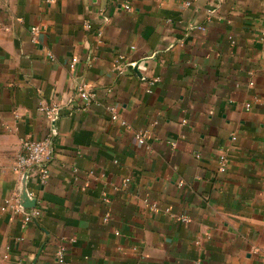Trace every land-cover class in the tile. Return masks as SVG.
<instances>
[{
  "label": "crops",
  "instance_id": "crops-1",
  "mask_svg": "<svg viewBox=\"0 0 264 264\" xmlns=\"http://www.w3.org/2000/svg\"><path fill=\"white\" fill-rule=\"evenodd\" d=\"M26 136L53 156L29 223L1 210ZM61 246L70 264H264V0H0V264Z\"/></svg>",
  "mask_w": 264,
  "mask_h": 264
},
{
  "label": "built area",
  "instance_id": "built-area-1",
  "mask_svg": "<svg viewBox=\"0 0 264 264\" xmlns=\"http://www.w3.org/2000/svg\"><path fill=\"white\" fill-rule=\"evenodd\" d=\"M126 8H130L129 5H126ZM201 28V27H200ZM39 31L38 27H34L32 29L33 35H36ZM78 62L77 57H73L70 63L72 68L75 67ZM79 97L80 107L86 108L91 105V103L95 99V93L91 91L86 85H82L79 87ZM249 106V104H248ZM112 114V119H118L119 110L116 105H110L108 107ZM137 138L141 144L146 145L147 140L144 134L138 133ZM52 153L50 150V142L48 139H35L30 136L23 137L21 139V147L20 151L16 155L15 163H14V171L20 173L22 175L29 170V175L31 174L32 169H39V179L41 182H45L51 172V162H52ZM228 160L226 154L221 155L220 157V171H225L227 168ZM31 196L35 197L31 194ZM2 211H10L15 215H22L24 222L29 223L37 218L42 216V210L37 205L32 208H25L21 205L20 195L13 194L7 197L4 200L3 205L1 206ZM186 218H184L185 220ZM119 233V232H117ZM56 263L57 264H70L67 258V249L64 246H61L56 252Z\"/></svg>",
  "mask_w": 264,
  "mask_h": 264
},
{
  "label": "water",
  "instance_id": "water-1",
  "mask_svg": "<svg viewBox=\"0 0 264 264\" xmlns=\"http://www.w3.org/2000/svg\"><path fill=\"white\" fill-rule=\"evenodd\" d=\"M29 170L30 169H28L24 174L23 188H22V191L20 192L21 205L25 208H32V207H35L37 205V198L31 196V194L29 193V191L27 190V187H26V181H27V178L29 176Z\"/></svg>",
  "mask_w": 264,
  "mask_h": 264
}]
</instances>
